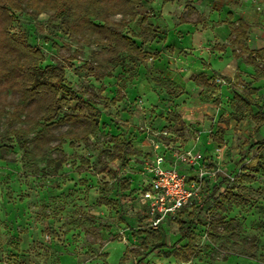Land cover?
<instances>
[{
  "label": "rangeland",
  "instance_id": "rangeland-1",
  "mask_svg": "<svg viewBox=\"0 0 264 264\" xmlns=\"http://www.w3.org/2000/svg\"><path fill=\"white\" fill-rule=\"evenodd\" d=\"M106 18L130 41L84 13H15L74 92L20 138L34 123L0 94V264H264V0H141ZM156 155L202 185L153 230L141 190Z\"/></svg>",
  "mask_w": 264,
  "mask_h": 264
},
{
  "label": "trees",
  "instance_id": "trees-1",
  "mask_svg": "<svg viewBox=\"0 0 264 264\" xmlns=\"http://www.w3.org/2000/svg\"><path fill=\"white\" fill-rule=\"evenodd\" d=\"M140 2L141 0H0V94L5 90L18 94L20 103L10 116L20 119L21 114H25L24 120L34 123V127L29 126L25 130L13 128L18 138L36 126L53 122L65 104H68L66 96L74 91L65 81L63 66L52 64L43 67L45 58L41 49L30 44L24 33L12 31L15 13L22 10L24 4L38 14L48 10L54 11L58 17H64L68 13H84V18L86 17L87 24L93 31L108 30L107 40L129 42V38L109 26L106 17L115 12L134 15L135 7ZM96 20L103 24H96ZM248 28L249 23L241 19L233 29L231 40L238 43L240 39H247ZM249 55L252 57V52ZM250 59L251 64L259 71V64L255 59ZM32 110H35L34 118L30 116ZM84 125L91 127L90 124ZM260 143H264V138Z\"/></svg>",
  "mask_w": 264,
  "mask_h": 264
},
{
  "label": "built area",
  "instance_id": "built-area-1",
  "mask_svg": "<svg viewBox=\"0 0 264 264\" xmlns=\"http://www.w3.org/2000/svg\"><path fill=\"white\" fill-rule=\"evenodd\" d=\"M146 167L150 177L141 190V201L149 228L158 230L199 199L202 179L190 178L166 164L162 155H156Z\"/></svg>",
  "mask_w": 264,
  "mask_h": 264
},
{
  "label": "crops",
  "instance_id": "crops-1",
  "mask_svg": "<svg viewBox=\"0 0 264 264\" xmlns=\"http://www.w3.org/2000/svg\"><path fill=\"white\" fill-rule=\"evenodd\" d=\"M166 164H169V165H171L170 163H168V161L166 160ZM191 178V177H190ZM193 178V177H192ZM143 188V187H142ZM142 202V201H141ZM142 209H143V213L145 212V208H144V206H143V203H142ZM185 211H183L182 213H184ZM182 213H180L179 215H181ZM179 215H177V217L174 219V220H176L178 217H179ZM144 216H145V213H144ZM174 220H168L167 221V223L164 225V226H166L168 223H170V222H173ZM163 226V227H164Z\"/></svg>",
  "mask_w": 264,
  "mask_h": 264
}]
</instances>
